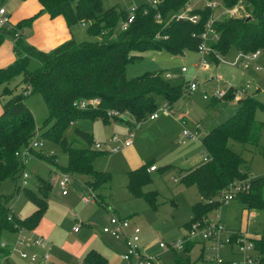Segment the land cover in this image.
I'll list each match as a JSON object with an SVG mask.
<instances>
[{
  "label": "trees",
  "instance_id": "trees-1",
  "mask_svg": "<svg viewBox=\"0 0 264 264\" xmlns=\"http://www.w3.org/2000/svg\"><path fill=\"white\" fill-rule=\"evenodd\" d=\"M36 1L40 11L11 25L10 30L6 31L14 38L16 58L8 67L0 68V88L4 87V94L10 97L2 106L0 114V186L8 179L17 183L21 178L24 166L16 153L28 146L35 136L33 115L25 104V92L28 91L29 94H39L48 109L49 116L40 129L42 139L67 154L68 163L61 169L62 172L88 176L86 187L96 192L110 184L112 179L111 174L94 169L93 163L102 153L92 148L91 134L75 129V136L87 146L78 148L74 142L67 140L66 132L71 125L85 120H100L107 125L118 121L129 123L123 118L125 115L132 116L136 124L140 125L157 111L159 100L172 106L189 93L188 83L172 85L162 72L146 73L128 80L126 68L141 60L140 54L149 51H166L174 56L185 52L199 53L198 47L202 43L200 35L211 12L209 9L193 11L192 14L200 15L197 25L175 20L166 24L189 0H162L155 8L145 3L133 10L132 24L125 32H121L116 27L128 18L129 12H118L115 8L104 11L102 0H78L74 7L71 0ZM217 1L226 9L243 4L246 16L222 17L216 21L213 27L218 40L206 42L209 49L206 56L218 63V58L230 50L244 55L259 50L264 52V0ZM41 13H46L51 20L62 17L68 28L88 24V34L99 37V40L77 44L71 39L49 52L38 51L26 45L22 38L25 30L32 28ZM158 13L162 24H157L154 19ZM4 32L0 31V45L6 34ZM32 59L38 62L39 67L29 72L28 66ZM20 76L25 90L12 95L7 85ZM89 100H97L98 104L87 109L79 108L82 101ZM230 101L232 99L224 100ZM237 103L234 116L211 129L201 139L208 161L199 163L193 169L179 170L180 182L186 188L195 187L200 199L191 208L192 218L184 226L185 230L194 223H202L213 212L221 209L219 196L231 184L250 178L246 161L230 148L229 143L241 145L243 151L250 153L260 150L264 122H258L255 115L257 111L263 110V104L253 97L237 100ZM32 153L41 158L36 151ZM152 166L150 162L127 173V189L133 199H143L152 210H156L159 194L156 190H146L153 183L148 173ZM170 168L165 166L160 172ZM37 190L39 196L27 187L20 188L16 184L15 193H22L35 206V211L24 219L15 216L7 207L10 197L0 196V235L2 231H34L38 227L48 207L52 185L39 180ZM235 201L245 212L254 211L264 216V177L250 178L249 190L238 195ZM97 204L101 206L98 201ZM250 240L258 255L257 264H264V231L259 237ZM195 244H186L181 252L188 255ZM82 261L84 264H108V260L94 250L89 251ZM175 264L195 263L189 257L175 255Z\"/></svg>",
  "mask_w": 264,
  "mask_h": 264
},
{
  "label": "rangeland",
  "instance_id": "rangeland-1",
  "mask_svg": "<svg viewBox=\"0 0 264 264\" xmlns=\"http://www.w3.org/2000/svg\"><path fill=\"white\" fill-rule=\"evenodd\" d=\"M71 1L74 7L78 0ZM22 2L21 0H6L4 3L12 24H17L38 13L36 11L38 5L35 0H28L24 4ZM147 2L148 0H102V9L106 11L115 8L118 12H130ZM200 6L201 4H199ZM244 7L243 4L238 5L240 16H246ZM46 16V13H41L38 16L39 21L42 22ZM36 21L37 19L31 29L24 32L22 41L26 45H29L26 39L34 35L33 30ZM39 21L38 23L41 25ZM120 27L121 22L118 23L116 30H119ZM10 28L11 26L1 31L5 30L4 33H6ZM87 28L88 26L85 27L81 24L71 27L72 40L77 44L98 41L99 37L90 36ZM13 46L14 38L7 33L4 34L0 45V49H5L1 50V68H6L15 61L16 53ZM5 51L11 56L10 63L6 62ZM230 51L232 52H228L222 57L216 55L220 58H218V63L197 52H185L179 56H174L166 51L142 53L140 54L141 60L127 66L126 78L128 80L141 77L146 73L162 72L163 75L170 74L172 78L168 82L178 86L186 85L196 77L199 85L197 92L192 93L190 97L181 99L177 109L172 112L173 117L159 112V121L157 122H151L148 119L138 126L132 117L125 115L123 118L126 117L125 120L129 124L118 121L114 122L112 126H106L100 120H85L77 122L68 129L66 138L69 142H74L75 147H87L86 143L75 136V129H81L92 135V148L94 150H96V145L101 146L100 151L102 154L95 159L93 166L98 172L111 174L112 179L110 184L104 185L94 194L98 193L99 196L95 195L97 201L105 209L96 206V204L84 205L82 195H87L86 182L89 180L88 176L69 175L62 172L61 169L65 168L68 163L67 154L56 145L44 141L41 137L40 129L49 116L46 104L39 94L25 92L27 94L25 104L33 115L36 128L34 137L44 141V149L37 151L41 158L32 153L24 164L23 171L29 175L27 189L39 196L37 190L39 180L48 181L52 185L48 207L40 221L41 225L47 223H50L49 227H51V224L55 225L53 232L48 238L44 239L50 249L52 261L49 264H84L81 259L72 256V247L74 242L83 244L88 240L94 242L92 248L102 254L108 260V264H125L119 259V255L126 252L123 241L102 233L108 223V218L111 216H120L122 219H127L141 229L139 250L146 258L155 260L157 264H175V255L189 257L195 264H208L206 262L209 258L207 245L202 242L196 243L188 255H184L180 251L176 253L163 251L159 246L161 244H177L183 241L186 235L184 226L189 224L192 218L191 208L198 202L197 200H200L195 187L186 188L180 182L179 170L194 168L203 161L206 153L200 141L189 142L186 145L178 143L182 132L186 130L192 134H197L195 124L202 122L207 124V128L210 126L213 129L232 118L237 110V102L232 100L216 110L217 114L214 119H207L203 110L209 109L210 106L204 101L203 92L211 93L217 89H222L224 86L240 88L245 86L248 80L254 86L253 80L250 79L259 80L264 75V73L254 75L251 70L249 72V70L246 71L236 66L235 62L238 56L236 57V53L233 52L235 50ZM202 60L207 63V67L204 69L197 66L201 64ZM257 63L264 69V52ZM38 67V62L32 59L28 71L33 72ZM183 68L187 72L181 75ZM21 81L22 77L20 76L7 85L8 89L12 91V95L24 92L25 87L21 84ZM3 89L4 87L0 88L1 109L10 98L4 94ZM262 89H264V85H262ZM248 93V97H254L255 93L252 89ZM258 98L259 101L261 99L263 110L256 112L255 119L258 122H264V92ZM221 102L224 101L221 100ZM162 104L163 102L159 100V108L162 107ZM179 114H182L188 120L185 127L177 125L175 122L176 118L180 116ZM207 128L199 132L200 138L205 135L204 132L208 130ZM262 133H264V127ZM130 137H132V148L140 153L144 162L146 164L151 162L158 169L157 172L151 174L153 183L146 188V190H156L159 194V204L156 210H152L143 199H133L126 189V174L131 170L129 164L131 158H134L132 152H122L115 155L102 152L104 148L112 150L116 148L108 144L112 138H117L118 143L123 146ZM229 146L233 151L241 154L244 160L247 159V154L243 151L241 145L230 142ZM260 147V150L252 153V162L249 163L254 177L264 175V157L261 155L264 154V140L260 141ZM167 165L171 168L165 172H160L161 168ZM63 176L71 177V183L66 187V197L61 195V189L59 188V182ZM16 184L22 188V179H18L17 183L10 179L4 181L0 186V196L10 197L7 207L12 210L15 216L23 219L35 211V206L22 193H15ZM105 199H110V205L107 204L108 202ZM112 208L116 210V213L112 212ZM217 214L220 216L224 230L230 235H240L244 230H247L245 232L248 236L264 231L263 214L255 213L252 218H247V212L245 213L242 206L236 201L223 206ZM127 234H130V231ZM24 252L30 254L34 251L24 249ZM115 255L118 258H115ZM223 258L225 260L229 259L226 256H223ZM20 262L22 263L16 254L10 257L9 264H20ZM24 263L29 264L28 261Z\"/></svg>",
  "mask_w": 264,
  "mask_h": 264
},
{
  "label": "built area",
  "instance_id": "built-area-1",
  "mask_svg": "<svg viewBox=\"0 0 264 264\" xmlns=\"http://www.w3.org/2000/svg\"><path fill=\"white\" fill-rule=\"evenodd\" d=\"M6 0H0V31L6 27L11 26L10 17L4 6ZM162 0H148L147 4L152 7H157ZM199 4L201 6L199 7ZM205 10L209 9L211 15L207 22L205 23L204 32L200 35L202 41L201 45L198 47L199 54L206 55L209 49L206 46L207 41H217L218 34L214 29V23L222 17L228 18H238L241 17L238 11V5L232 9H226L223 7L220 1L213 0H189L188 3L182 8L178 13L173 14L166 24L175 21H186L192 25H197L200 21V15L192 14L195 10ZM134 19L133 10L129 12V16L126 20L121 22V27L119 31L125 32L129 25L132 24ZM155 21L157 24H162L163 20L158 13L155 16ZM82 26H87L82 24ZM158 38V37H157ZM17 39V35L15 36ZM166 39V38H165ZM263 51H256L254 53L244 55L241 54L240 57L236 59L235 64L241 66L243 69H249V60H254L259 57ZM198 67L204 69L207 67V63L202 60ZM256 71H260L257 67ZM187 71L185 68L181 70V74H185ZM165 79H171L170 74L164 75ZM198 81L196 77L192 81L188 82V91L194 93L198 90ZM257 91L259 88L257 86H252L249 82L245 86L240 88H235L231 86H224L222 89H217L211 93L203 92V99L205 101H210L212 99L216 100H240L248 97L249 90ZM98 104L97 100L82 101L79 104V108L87 109L89 107H94ZM76 106V105H75ZM166 113L170 114V111L166 105L159 108L158 111L152 113L149 116V120L153 121L157 119L158 114ZM114 116L117 114L111 113ZM109 114V115H111ZM131 138L124 143L123 147H129L131 145ZM197 139V134H192L189 131L184 130L182 132L181 144H186L188 141H193ZM110 143L117 144L118 139L112 138ZM96 150L100 151L101 146L96 145ZM44 149V141L38 137L32 138L28 146L20 149L16 153V157L20 160L22 165L27 162L28 158L32 155L34 151H42ZM119 147L114 148L111 152H118ZM208 157L205 156L202 162H207ZM156 171V167L152 166L148 169V172ZM22 188H26L28 185L29 175L24 173L21 174ZM71 183L70 176H63L62 180L59 182V188L61 189V194L65 196L67 194L66 187ZM20 187V186H18ZM250 178L246 181L235 182L231 184L226 190H224L219 196V201L222 207L235 201L237 196L243 194L249 190ZM21 188V187H20ZM87 189V195L82 196V202L84 204H95L97 202V197L94 192ZM220 210V209H219ZM213 212L209 217L203 220L202 223H194L187 230L186 235L181 243L164 245L161 244L159 247L163 251L178 252L183 251L184 246L188 243H204L207 245V251L209 253V258L206 261L208 264H257L258 255L254 248V243L250 240V236L247 233H241L240 235H230L227 233L223 226L221 225L220 216ZM251 217L250 215L248 218ZM10 220V219H9ZM130 231V234L127 232ZM103 234L110 235L115 239L122 240L126 248V252L119 255L120 260L125 264H157L155 260L146 258L139 250V236L141 229L135 225H132L127 219H122L119 217L111 216L108 218V223L102 231ZM16 239L13 245L7 246L6 243H0V264H9L10 257L17 254L21 259L27 260L30 263H45L49 260V247L47 242L40 236H37L30 231L24 229L17 230L15 233ZM31 247L39 249L42 251V255H38L36 252L25 253L24 248ZM228 248L230 254L236 256L234 259L225 260L223 258V251ZM203 255V254H202Z\"/></svg>",
  "mask_w": 264,
  "mask_h": 264
},
{
  "label": "crops",
  "instance_id": "crops-1",
  "mask_svg": "<svg viewBox=\"0 0 264 264\" xmlns=\"http://www.w3.org/2000/svg\"><path fill=\"white\" fill-rule=\"evenodd\" d=\"M28 1V0H27ZM27 1H23L22 3L24 4V3H26ZM36 1V0H35ZM6 2V1H5ZM37 2V1H36ZM37 5H38V7H37V9H36V11H40V6H39V4L37 3ZM25 6V5H24ZM8 13V12H7ZM9 15V14H8ZM47 15V14H46ZM9 17H10V15H9ZM12 18V17H11ZM38 21H39V19H37V21H36V23H35V25H34V35L33 36H31L30 38H28V39H26L27 40V42H28V44L30 45V46H32V47H34L36 50H38V51H42V52H49V51H51V50H53V49H55V48H57L58 46H60L61 44H63V43H65V42H67V41H69V40H71V39H73V35H72V32L70 31V29L71 28H68L67 27V25H66V23H65V21H64V19L62 18V17H58V18H56V19H54V20H51L49 17H48V15L45 17V19H43V21L42 22H40L41 23V25H39V23H38ZM10 24L11 25H13V24H15V23H11V20H10ZM1 50H5V49H0V57H1ZM6 52V51H5ZM229 52H232V51H229ZM233 52H235L236 53V57L238 56V57H240V53H238V52H236V51H233ZM6 54V57H7V61L6 62H8V63H10V61H11V56H10V54L8 53V52H6L5 53ZM261 56V55H260ZM259 56V57H260ZM237 57V58H238ZM259 57H257L256 59H254V60H249L248 62H249V65H250V67H249V69H244V70H246V71H248L249 70V72H250V70L252 71V72H254V75L256 74V75H260V73H264V69L261 67V66H259L260 64L259 63H257V61H258V59H259ZM220 59V58H219ZM5 62V63H6ZM219 62V61H218ZM1 65H2V63H1V61H0V68H1ZM236 66H239L238 64L236 65ZM240 68H242L241 66H239ZM255 67H259L260 68V71L258 72V71H256L255 70ZM181 74V73H180ZM261 74V75H262ZM181 75H183V74H181ZM253 83H254V86H257L258 88H259V90H257V91H254L253 90V92L255 93L254 94V97L253 98H256V99H258L259 100V98H258V96L260 95V94H262L263 92H264V89H262V85H264V75L262 76V78L261 79H259V80H256V79H254V78H251L250 79ZM246 82V81H245ZM244 82V83H245ZM247 82H249V83H251L249 80L247 81ZM243 83V84H244ZM197 92V91H196ZM196 92H194V93H196ZM192 93H190L189 92V94H188V92L183 96V97H181L180 98V100H178L175 104H173L172 106H170V105H168L167 103H165V102H163V104H162V106L163 105H166L167 107H168V109H169V111H170V114H166V113H161V114H163V115H167V116H174V114L172 113L173 112V110L174 109H177V107H178V104H179V102L181 101V99L182 98H184V97H190V95H191ZM205 101V100H204ZM212 101V100H211ZM211 101H206L207 103H208V105L210 106L209 107V109H204L203 110V112H204V115L207 117V119H209V120H212V119H214V117H215V115L217 114V112H216V110L218 109V108H220V107H222V106H224L227 102H221V101H213V102H211ZM260 101H261V99H260ZM211 102V103H210ZM237 102V101H236ZM237 108H238V103H237ZM208 110H210V111H208ZM237 111V110H236ZM0 112H2V109L0 108ZM219 113V112H218ZM180 116H178L177 118H176V120H175V122L177 123V125H181L182 127L184 126H186V124H187V119L184 117V116H182V114H179ZM129 116V115H128ZM130 117H132V116H130ZM133 118V117H132ZM125 119H126V117H125ZM134 119V118H133ZM157 121H159V115H158V117H157V119H155V120H153V121H151V122H157ZM125 123V122H124ZM76 124V123H75ZM75 124H73V125H75ZM114 124V122H112L111 124H109V125H107V124H105L106 126H112ZM127 124H129V123H127ZM72 126V125H71ZM138 126H140V125H138ZM195 128H196V133H197V139L196 140H193V141H188L186 144H188L189 142H196V141H200V143H201V139L212 129V127L210 128V126L207 128V124H205L204 122H202V123H196L195 124ZM204 128H207L208 130L207 131H205L204 133H205V135H203V136H201V138L199 137V132L202 130V129H204ZM181 138H182V134H181ZM181 138L179 139V141H178V143H180L181 144ZM129 140V139H128ZM264 140V133H262V136H261V140L260 141H263ZM111 147H119L120 148V150L118 151V152H111L112 151V149H105L104 147H105V145L103 146V148H104V151H102L103 153H105V154H108V153H110L111 155H115V154H119V153H122V152H126V153H128V152H132V156L134 157V158H131V163L129 164V167H130V171H133V170H136V169H138V168H140L141 166H143V165H145L146 164V162H144V160H143V158L140 156V153H138L137 152V150L135 149V148H132V139H131V145L129 146V147H123L122 146V144H119V143H117V144H113V143H108ZM186 144H181V145H186ZM202 144V143H201ZM246 152V157H247V159L245 160L246 161V163H247V167H248V173H249V176H250V178L251 179H257V178H262V177H264V175H261V176H258V177H254L253 175H252V172H251V170H250V167H249V165L251 164V162H252V156H253V154L252 153H250V152H247V151H245ZM263 157H264V154H261ZM207 156V155H206ZM33 157H35V156H33ZM36 158V157H35ZM38 159V158H37ZM39 160V159H38ZM201 163V162H200ZM250 163V164H249ZM199 164V163H198ZM197 164V165H198ZM168 166V165H167ZM191 169H193V168H191ZM185 170V169H184ZM130 171H128V173L130 172ZM158 171V169H156V171H154V172H148L149 173V175L151 176V174H153V173H155V172H157ZM126 177H127V174H126ZM126 189H127V185H126ZM128 190V189H127ZM111 192V191H110ZM109 192V193H110ZM129 192V191H128ZM52 193V192H51ZM62 195V194H61ZM96 196H99L98 195V193L97 194H95ZM63 196V195H62ZM67 196V194L65 195V196H63V197H66ZM83 196V195H82ZM199 197V196H198ZM50 198V197H49ZM99 198V197H98ZM105 200H107V199H105ZM110 200V199H109ZM109 200H107V204L108 205H110V201ZM197 201H199V200H197ZM237 202V201H236ZM96 204V206H99L100 208H103L102 206H100V205H98L97 204V202L95 203ZM84 205H89V204H84ZM112 207V206H111ZM103 209H105V208H103ZM112 212L113 213H116V210L114 209V208H112ZM246 213V212H245ZM255 213H258V212H254V211H252V212H250V213H247L246 214V217L248 218V216L250 215L251 216V218L254 216V214ZM30 216V215H29ZM19 218V217H18ZM119 218H120V216H119ZM20 219H22V218H20ZM24 219V218H23ZM108 222V221H107ZM132 224V223H131ZM48 225H50V223H47V224H39L38 225V227L34 230V231H30L31 233H33V234H35V235H37V236H40V237H42L43 239H46V238H48L49 237V235L53 232V230H54V228H55V225L54 224H51V227H49ZM132 225H134V224H132ZM245 231H247V230H244L243 231V233H247V232H245ZM16 233V232H15ZM15 233L13 234V233H9V232H5V231H2L1 232V235H0V243H6V245L7 246H11V245H13L14 244V242H15V239H16V236H15ZM259 234H261V233H259ZM259 234H254V235H250V237L251 238H257V237H259ZM105 235V234H104ZM93 243L94 242H89V240L88 241H86L85 243H83V244H80V243H78V242H74L73 243V247H72V249H73V254H72V256L73 257H75V258H78V259H83L84 258V256L89 252V251H91V250H94V251H96L95 250V248H92L93 246ZM124 244V243H123ZM125 247V246H124ZM24 249H26V250H32V252L34 251V252H36L38 255H42V251H40L39 249H35V248H31V247H27V248H24ZM98 249V248H97ZM96 252H98V251H96ZM99 253V252H98ZM49 254H50V249H49ZM100 254V253H99ZM101 256H103L102 254H100ZM118 255V254H117ZM117 255H115V258H118V256ZM16 256L20 259V261H22V263L20 262V264H26V263H24L25 261H27V260H23V259H21L17 254H16ZM223 256H226V257H228L229 259H234V258H236V256H234V255H231L230 254V250L228 249V248H226L224 251H223ZM104 257V256H103ZM105 258V257H104ZM77 259V260H78ZM120 259V258H119ZM24 261V262H23ZM50 261H52V259H51V256L49 257V260L47 261V262H45V263H42V262H40V263H37V264H49V262ZM9 262H10V260H9ZM29 262V261H28ZM83 262V261H82ZM29 264H33V263H30L29 262Z\"/></svg>",
  "mask_w": 264,
  "mask_h": 264
}]
</instances>
